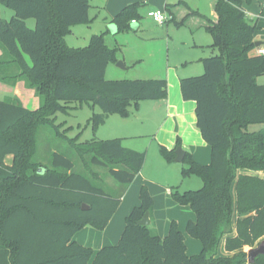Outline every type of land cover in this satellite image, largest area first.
I'll use <instances>...</instances> for the list:
<instances>
[{"label": "trees", "instance_id": "1", "mask_svg": "<svg viewBox=\"0 0 264 264\" xmlns=\"http://www.w3.org/2000/svg\"><path fill=\"white\" fill-rule=\"evenodd\" d=\"M215 3L216 21L196 10L187 17L204 20L210 48L217 53L202 59V74L179 81L182 99L195 103L196 130L211 148L209 165L197 164L188 153L183 158L182 177H198L200 189L169 190L177 205L195 214L185 228L202 250L189 256L175 221L163 238L137 224L145 213L152 223L154 199L146 186H141L139 204L126 216L116 245L94 254L72 242L86 226L104 231L146 154L125 148L120 138L77 143L61 134L51 117L70 104L89 103L101 111L90 117L95 130L109 115L126 117L142 100H165L167 85L154 79L106 82L116 49L106 45L102 34L92 35L84 48L67 46L72 27L89 21L87 0H0L13 12L9 20L0 19V81H23L39 104L30 110L17 100H0V264H264V255L250 261L244 251L264 238V179L248 173L264 171V85L256 82L264 74V55L252 54L259 27L245 14L251 0ZM139 8L134 3L115 15L118 32L131 30ZM260 16L264 18V4ZM29 19L33 29L26 24ZM174 23L179 27L184 20ZM254 124L262 128L249 131ZM44 125L72 147L77 160L57 151L46 163L37 159L36 133ZM158 149L165 162L174 161L176 148ZM7 155L12 163L6 166ZM106 177L119 190L108 187ZM222 238L233 256H216Z\"/></svg>", "mask_w": 264, "mask_h": 264}, {"label": "rangeland", "instance_id": "2", "mask_svg": "<svg viewBox=\"0 0 264 264\" xmlns=\"http://www.w3.org/2000/svg\"><path fill=\"white\" fill-rule=\"evenodd\" d=\"M258 1L251 0V3L247 6L252 11L257 12L259 9ZM189 2L193 5V9L199 8L205 16H208L212 11L210 0H189ZM12 16V10L0 5V19L9 20ZM137 21L141 24L140 31H117L116 36H112L109 32L104 33L106 32V27L100 19L90 18L87 23L76 24L72 27L71 32L65 38L66 44L76 49L84 48L89 44L92 35L102 34L106 45L109 48L116 49V63H110L106 67V82L162 80L167 85L166 97L172 99L175 87L177 91L178 79L181 77H197V75L202 74L204 71L202 59L217 53L215 49L210 48L212 43L211 35L203 29L196 30L192 34L186 26L175 28L173 23H168L164 24L163 28H155L156 25H144L141 17H138ZM26 24L31 29L35 27L32 19L27 20ZM258 27L259 30L255 32L256 41L264 42V18L259 19ZM166 29H169L167 37ZM148 33H157L158 37H165L166 40L164 42L146 41V39L141 41L140 36L146 38L142 35ZM1 54L2 50L0 48V56ZM252 54H255V51ZM117 62H122L124 68L117 66ZM172 74L177 79V82L173 81ZM256 82L259 85H264V74L257 78ZM21 88H25L22 81L16 83H4L0 81V100L4 101L11 96L12 93L8 91L14 90L20 93L22 91ZM5 90L8 91L5 92ZM26 105L29 108H34L36 104L27 101ZM38 106L37 104L36 107ZM70 106L65 112H57L51 117V120L58 127L61 134L66 135L69 139L75 138L73 141L76 140L77 143H84L92 139L103 141L118 139L128 135H131V137L135 136L131 141L127 142H129L128 144L139 143L140 147L143 148V151L146 153L145 161L147 165L145 173L150 172L148 175L155 182L152 186L154 191H156L155 199L153 197L154 205L152 209V213L155 215L149 227L162 238L165 237L168 233V230L165 229L168 217L174 214L177 216L178 214L170 207L164 205L165 197H163L164 193L161 190L162 186L166 183V185L169 184V186L177 188L179 192H184L187 190H198L195 189L193 184L201 181L194 175L183 178L181 172L185 164L175 163L174 161L165 162L159 150L156 149V144L153 143L156 141L155 139L162 136V132L168 130L166 126L177 130L180 125L177 116L168 117L166 111L167 101L155 99L142 100L137 108L131 107L129 109L126 117H122L119 114L109 115L108 119L95 130L92 129L90 117L92 114L101 113L99 107H93L89 103H83L81 106L77 105L76 107L74 104H70ZM261 128V125L256 124L248 126V130L251 132L258 131ZM36 136V157L38 160L46 163V160L55 151L64 154L70 159L77 160V153L65 140L56 135L52 126H40ZM177 140L180 141L179 137L176 136L172 149L181 148V144L176 147ZM149 145L150 147L148 148ZM105 182L108 187L113 188L118 186L116 182L107 177L105 178ZM117 190H119L118 187ZM168 197L171 198L169 193ZM183 232L186 237V253L198 255L201 252L202 244L190 237L186 230ZM262 240L264 241V239ZM257 246L252 248H256Z\"/></svg>", "mask_w": 264, "mask_h": 264}, {"label": "crops", "instance_id": "3", "mask_svg": "<svg viewBox=\"0 0 264 264\" xmlns=\"http://www.w3.org/2000/svg\"><path fill=\"white\" fill-rule=\"evenodd\" d=\"M87 1L90 7L88 11V18L89 19L98 18V20L100 19V21L103 22L106 27V32L104 33L109 32L112 36H116V33H117V27L112 22L113 18L122 9L134 3L140 5L138 14H139V17L142 18V20L144 21V25L146 26L156 25L155 28H163L164 24L166 25L168 23H173V25L175 26L174 22H180L184 20L183 25L179 27H182V26L188 27L192 34L195 33L196 30H199V29L204 30V24H205L204 20L196 16L187 17L190 10L192 11L196 10L201 15L205 16L199 8L193 9L192 8L193 5L190 4L189 0H87ZM180 2L185 3L187 7ZM215 2L216 0H210L212 11L210 12L208 16H205L214 21L217 20L216 13L214 11V6L216 4ZM258 2H259L258 3L259 9L257 12L252 11L250 7L248 6L245 7L246 17L251 20H257V23L260 18H263L260 16V11L264 4V0H259ZM154 10L165 12L170 17L169 20L163 23V25H159L156 22L152 21L151 18L148 16V13ZM91 11L97 12V13H93ZM91 15H93V17H91ZM140 27H141V24H139V21H137V19L134 20V22H131V30L133 32L140 31ZM179 27L175 26V28H179ZM168 32H169V29H166V37L168 36ZM142 36L146 38H142L140 36L141 41H144V39H146V41L151 40L155 42H164V40H166L165 37L164 38L158 37L157 33H148V34H143ZM254 39L255 41L257 40L256 37ZM181 78H187V77H181ZM181 78H179L178 81H180ZM172 79L174 82H177L176 81L177 79H175L173 74H172ZM22 83L24 82L22 81ZM21 89L22 91L20 93L14 90L13 91L5 90V92L8 91L12 93L11 96L7 99L17 100L21 105H23L27 109H30V110L37 109L38 107L36 106L38 104V98H36L34 90L28 89L26 87L21 88ZM165 100L167 101L166 111H167L168 117H174V115L177 116L179 119L180 125L177 130H175L173 127L166 126L168 130H166V132H162L163 133L162 136L155 139L156 141L154 142L152 141L154 144H156V149H158L159 146L172 149L174 147L175 138L177 136L180 139L181 148L182 150L185 151V154L186 153L190 154L192 157V160L196 162L197 164L209 165L210 156H211V148L204 142L201 136V133L196 130V127H195L196 117L194 116L195 103L193 101H185L182 99L181 94H180L179 82L177 83V91H176V87L174 88L173 99L166 97ZM27 101H31L32 104H36L35 107L34 108L27 107L26 105ZM134 137H131V135H128L126 137H121L120 139H122V145L125 148H128L130 150L144 152L143 148L140 147L139 143L135 142L132 144H128L129 142L127 141H131V139H133ZM149 147L150 145L148 146V148ZM4 163L6 166L10 165L12 163V156L7 155ZM146 168H147V165L145 161L141 171L136 175L135 179L133 180V183L126 189V191L121 196L122 199H121L120 205L118 209L116 210V212L114 213L115 215L111 218V220L106 225L104 231H98L94 229L93 227H91L90 225L86 226L78 230V232L75 233V235L73 236L72 242H75L83 247L91 248L94 254L98 250L106 246L116 245L123 231L122 229L124 226V221H125L126 216L128 215V213L130 212L132 208L136 207V205L139 204L138 194H139V190L141 186L144 185L148 188V191L151 197L155 196L156 191H154V189L152 188L155 182L151 180V178L149 177L148 174L150 172L145 173ZM248 173L264 179V171L263 172H248ZM193 185L195 186V189H199L202 186V180L200 182H195ZM172 187L173 186H169V184L166 185L165 183V185H163L161 188L162 193H164L163 197H165L164 205L170 207L172 210L176 211L178 214L177 216H175L174 214L173 216L168 217L166 221L165 229L169 231L168 228H169L170 222L175 221L177 224V227L184 235L183 231L186 230L185 226L187 222L195 221V214L189 209L188 206L178 207L179 205H177L170 197H168L169 190ZM231 192L233 195V202H234L235 195H234L233 188ZM154 215L155 214L153 213V216ZM153 216H152V220H153ZM233 218L234 219L232 222H234L235 219L237 218L236 212H234ZM150 224H151V221H150ZM232 229L233 231H232L231 236H233L234 234V223H232ZM185 240H186V237L184 235V244H185ZM224 244H225L224 238H222L219 241L216 256L217 257L218 256H221V257L233 256L234 253H228L225 251ZM186 249H187V246H186ZM201 250H202V246H201ZM248 250L244 249V251L246 252ZM189 256H192V255H189ZM92 259L93 257L91 258L90 261H92Z\"/></svg>", "mask_w": 264, "mask_h": 264}, {"label": "water", "instance_id": "4", "mask_svg": "<svg viewBox=\"0 0 264 264\" xmlns=\"http://www.w3.org/2000/svg\"><path fill=\"white\" fill-rule=\"evenodd\" d=\"M261 43H262V41H260V42L256 41L254 44L255 48L259 47L261 45ZM117 66L124 68L122 62H117ZM184 156H185V151L182 150V148L177 147L175 150L174 162L181 164L183 162ZM81 208H82V210L86 211L89 209V206L87 207L86 205H82ZM137 224L140 226H145V227L149 226L150 225L149 213H145L143 218L141 220H139L137 222ZM258 255H264V241H262V243H260L256 248H252L248 251V258L250 261H253L254 257H256Z\"/></svg>", "mask_w": 264, "mask_h": 264}, {"label": "built area", "instance_id": "5", "mask_svg": "<svg viewBox=\"0 0 264 264\" xmlns=\"http://www.w3.org/2000/svg\"><path fill=\"white\" fill-rule=\"evenodd\" d=\"M148 16L152 21L156 22L159 25H163V23L167 22L170 18L165 12L159 10L150 11L148 13ZM131 22H134V20H132ZM254 50L256 55H264V42H262L261 45Z\"/></svg>", "mask_w": 264, "mask_h": 264}]
</instances>
